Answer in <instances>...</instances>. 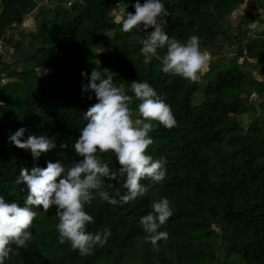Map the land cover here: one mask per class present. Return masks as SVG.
<instances>
[{"label":"trees","instance_id":"16d2710c","mask_svg":"<svg viewBox=\"0 0 264 264\" xmlns=\"http://www.w3.org/2000/svg\"><path fill=\"white\" fill-rule=\"evenodd\" d=\"M52 1L0 0V42L13 59L0 55V195L22 204L24 186L15 183L21 167L79 159L59 145L75 142L86 123L83 112L96 102L94 93L88 98L90 90L81 91L88 82L81 70L90 75L93 67L108 69L129 94L131 81L147 80L170 104L177 124L153 121L154 143L147 150L166 158L163 181L123 205L98 195L86 205L94 217L87 230H112L105 245L79 255L58 239L55 207L36 206L32 240L5 264H264V32L249 34L250 23L264 24V0H165L168 34L181 41L197 34L209 52L199 81L163 73L156 57L146 63L136 36L147 32L120 30L112 15L118 0ZM243 5L235 26L230 16ZM127 10L134 12L131 3ZM35 12L36 30L16 37ZM109 39L114 48L98 52L96 46ZM164 51L158 49L159 55ZM252 62L260 69L253 70ZM21 126L28 129L25 137L51 136L57 147L33 158L7 140ZM101 155L110 167H120L111 151ZM161 196L174 210L162 226L169 238L153 249L139 219Z\"/></svg>","mask_w":264,"mask_h":264},{"label":"clouds","instance_id":"9594fccd","mask_svg":"<svg viewBox=\"0 0 264 264\" xmlns=\"http://www.w3.org/2000/svg\"><path fill=\"white\" fill-rule=\"evenodd\" d=\"M131 3L133 11H128ZM115 22L120 30L147 32L146 37L137 35L142 45L139 49L144 61L153 57L161 60L163 73L179 75L191 81H199L209 64V52L202 49L200 37L191 34L186 41L170 36L165 30L170 15L165 0H118ZM151 28V30H149ZM158 49H164L159 55ZM81 76L88 82L81 85V91L95 94L96 102L83 112L86 121L74 143L61 142V149H72L79 159L65 164L61 159L48 160L46 167L38 165L30 169L21 167L15 183L24 187L23 203L8 200L0 195V264L10 258L33 238L31 225L38 216L36 206L43 210L55 207L59 218L56 229L61 243L67 240L79 255L91 254L94 247L105 245L112 230L105 226L90 231L87 226L94 217L87 210L94 196L111 205H123L142 197L151 183L163 181L167 175L166 158L156 159L147 149L154 143L151 135L153 121L167 128L177 124L170 104L162 93L147 80L130 82L129 94L123 84H117L112 72L93 67L89 73L81 70ZM134 100L139 102L130 107ZM24 126L8 135L13 145L30 150L33 158L57 147L56 140L47 135L30 133ZM111 151L120 167L112 165L102 157ZM109 181L119 180L120 186L113 187ZM144 178L149 184L142 183ZM107 184V188L105 185ZM151 211L139 219V225L147 233L145 239L153 249L158 241L167 240L169 233L162 226L173 215V206L167 196L151 201ZM15 245V248L13 247Z\"/></svg>","mask_w":264,"mask_h":264},{"label":"rangeland","instance_id":"374dc122","mask_svg":"<svg viewBox=\"0 0 264 264\" xmlns=\"http://www.w3.org/2000/svg\"><path fill=\"white\" fill-rule=\"evenodd\" d=\"M39 3H43V2H46L47 0H38ZM54 2V0L52 2H50V4H52ZM49 3V2H48ZM245 7V5L241 6L237 11L233 12L230 16V20L232 22L233 25H237L240 21V15H241V12L243 11V8ZM35 14H37L36 12L31 14L30 16H28L25 20V23L19 28V30L17 31V34H16V37L20 38V37H27L28 36V33L30 31H34L36 30V25H37V20H36V17H35ZM112 15L115 16V11L112 12ZM250 26V32L249 34H251L252 36L256 35L257 32H264V24H260L258 22H253V23H250L249 24ZM109 38H112V33H110L108 35ZM115 46L114 42L112 41V39H109L106 43L102 42L100 43L99 45L96 46V50L98 52H107L111 49H113ZM226 50V47L223 48V51ZM233 51V50H232ZM234 52V51H233ZM10 52L8 54H6V49L4 48L3 46V43L0 42V55H4L5 58L8 59L9 63L12 62L13 59H9V55ZM234 55V53H228V57L231 58L232 56ZM210 57V55H209ZM211 60V57L209 58V61ZM243 60L240 59V62H242ZM209 68V64H208V67L207 69H205L204 72H206ZM251 68L253 70H259L260 67L259 65L257 64V62H252L251 64ZM258 78H261L260 76H258Z\"/></svg>","mask_w":264,"mask_h":264}]
</instances>
